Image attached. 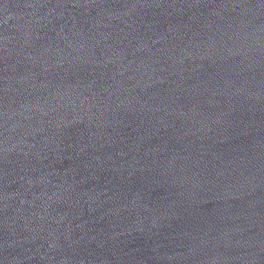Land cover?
Here are the masks:
<instances>
[{"label": "water", "instance_id": "water-1", "mask_svg": "<svg viewBox=\"0 0 264 264\" xmlns=\"http://www.w3.org/2000/svg\"><path fill=\"white\" fill-rule=\"evenodd\" d=\"M0 264H264V0H0Z\"/></svg>", "mask_w": 264, "mask_h": 264}]
</instances>
